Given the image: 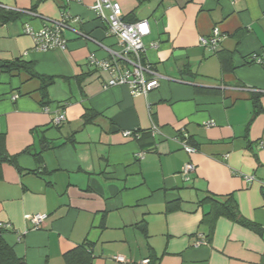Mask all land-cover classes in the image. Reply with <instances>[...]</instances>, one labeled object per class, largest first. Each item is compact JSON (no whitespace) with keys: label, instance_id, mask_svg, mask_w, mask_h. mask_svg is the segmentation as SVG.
<instances>
[{"label":"crops","instance_id":"obj_1","mask_svg":"<svg viewBox=\"0 0 264 264\" xmlns=\"http://www.w3.org/2000/svg\"><path fill=\"white\" fill-rule=\"evenodd\" d=\"M112 1L126 21L147 22L143 57L160 80L146 97L103 89L109 75L90 65L119 51L95 0H0L19 14L0 26V61L54 78L45 112L38 78L0 71L2 239L26 264H65L84 242L91 264H264V60H252L264 57V0ZM65 10V49L34 50L25 27L49 26ZM214 28L216 50L200 46ZM227 196L254 227L204 221ZM35 214L46 215L37 229L27 218Z\"/></svg>","mask_w":264,"mask_h":264},{"label":"built area","instance_id":"obj_2","mask_svg":"<svg viewBox=\"0 0 264 264\" xmlns=\"http://www.w3.org/2000/svg\"><path fill=\"white\" fill-rule=\"evenodd\" d=\"M66 5L72 2H79L80 0H62ZM95 14L96 18L104 23L107 27L106 34L113 36L117 40L119 51L111 52L109 60H96L93 56L89 57V63L95 69L105 72L109 75V79L103 84V89L126 86L133 97H146L150 92L159 87L160 76L154 70L153 66L144 60L145 48L142 39L149 34V28L146 21H137L128 23L124 20L121 6L118 2L112 0H95L90 8ZM68 12L62 11L59 20L52 21L49 26L43 27L39 30H33L26 26L24 33L31 37L34 43V50L39 52H47L55 49L64 50L66 40L63 37V31L67 28L66 20L68 19ZM221 34L217 28L212 30L209 38H199L200 46L209 50H216L221 40ZM152 47H155L153 45ZM252 60L256 64H261L264 57L252 56ZM16 96H13L14 100ZM45 112L48 111L43 107ZM64 111H60L53 119L54 125H60L65 121ZM207 126H212L208 123ZM151 136L158 134L157 127L153 126L150 129ZM124 138H134L132 131H123ZM182 149L187 154H193L196 149L189 146L185 140L180 142ZM143 157V152L136 155L137 159ZM195 166L192 163L186 164L181 171V176L188 179L189 175L193 173ZM245 180L250 182L253 177H246ZM33 229H37L40 223L46 218L44 214L29 215ZM4 228V224H0V229ZM202 242H198L197 245ZM113 260L118 263L127 262L124 256H114ZM140 264H149L148 260H143Z\"/></svg>","mask_w":264,"mask_h":264},{"label":"trees","instance_id":"obj_3","mask_svg":"<svg viewBox=\"0 0 264 264\" xmlns=\"http://www.w3.org/2000/svg\"><path fill=\"white\" fill-rule=\"evenodd\" d=\"M19 14L7 11L5 9L0 8V26L6 24L10 21H15L18 18ZM133 20H130V22ZM128 22V21H126ZM132 23V22H131ZM23 70L30 75V77L38 78L40 80V94L42 98V106H48L47 100V88L52 85L53 77H42L38 76L34 73L32 69V64L23 62L20 60H13V61H0V71L12 72V71H19ZM252 107H253V117H255L260 111V105L258 96H254L252 98ZM87 116V115H86ZM86 121H89L86 120ZM134 139L138 138V132L132 131ZM188 144V143H187ZM48 148V147H46ZM12 159V158H9ZM7 158H1L0 161H6ZM11 161V160H10ZM208 200L212 201V199L207 198ZM168 212H170L168 210ZM218 216H225L228 219L234 221L235 223L243 226V227H254V225L246 220H244L237 207L235 202L233 201L232 197L227 196L224 198V201L218 203V206L214 207L212 211L206 215V223H211L216 219ZM2 230L0 229V264H26L21 258H18L11 247H9L4 240L2 239ZM89 243H82L81 245L77 246L76 248L68 251L63 255V260L65 264H91L92 263V255L90 250ZM149 264H150V260Z\"/></svg>","mask_w":264,"mask_h":264},{"label":"rangeland","instance_id":"obj_4","mask_svg":"<svg viewBox=\"0 0 264 264\" xmlns=\"http://www.w3.org/2000/svg\"><path fill=\"white\" fill-rule=\"evenodd\" d=\"M125 20V19H124ZM126 21V20H125ZM128 23H131V22H128Z\"/></svg>","mask_w":264,"mask_h":264}]
</instances>
